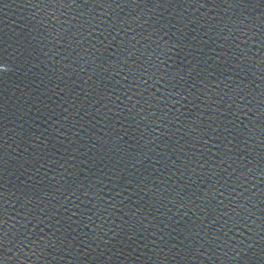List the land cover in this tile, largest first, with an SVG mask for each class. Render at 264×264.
Returning <instances> with one entry per match:
<instances>
[{"label": "water", "instance_id": "1", "mask_svg": "<svg viewBox=\"0 0 264 264\" xmlns=\"http://www.w3.org/2000/svg\"><path fill=\"white\" fill-rule=\"evenodd\" d=\"M0 264H264V0H0Z\"/></svg>", "mask_w": 264, "mask_h": 264}]
</instances>
